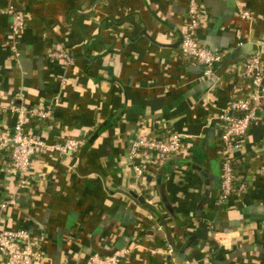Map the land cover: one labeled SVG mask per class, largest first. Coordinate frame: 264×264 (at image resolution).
Returning <instances> with one entry per match:
<instances>
[{"label": "crops", "instance_id": "1", "mask_svg": "<svg viewBox=\"0 0 264 264\" xmlns=\"http://www.w3.org/2000/svg\"><path fill=\"white\" fill-rule=\"evenodd\" d=\"M7 2L0 0V105L51 107L54 122L35 121L38 134L49 145L68 137L84 145L72 156L38 153L21 194L9 151L0 149V229L44 235L41 264H88L94 253L130 247L123 264H264V119L235 154L246 194L217 204L220 116L246 90L233 66L258 52L264 58V0H201L207 19L198 38L224 55L211 77L181 56L188 0H18L28 15L19 57L6 48ZM241 7L253 22L238 17ZM51 47L68 51L75 66L50 61ZM15 122L0 113V143L14 136ZM173 132L185 136L184 156L150 165L138 182L136 139ZM167 245L173 261L161 254Z\"/></svg>", "mask_w": 264, "mask_h": 264}, {"label": "built area", "instance_id": "2", "mask_svg": "<svg viewBox=\"0 0 264 264\" xmlns=\"http://www.w3.org/2000/svg\"><path fill=\"white\" fill-rule=\"evenodd\" d=\"M8 0L1 13L11 20V27L6 39V48L14 56L20 55V35L26 29L28 15L18 9L15 2ZM238 17L245 22H253L255 14L250 9L240 8ZM207 19V13L201 5V0H188L187 20L180 44L181 56L184 59L195 60L206 68L205 76H214L215 71L223 64L224 55L213 52L199 40L198 30ZM47 58L53 63H62L66 68L75 66L70 53L61 48L51 47L47 50ZM246 87L242 96L233 98L222 110L220 116V139L222 147L219 152L222 173L221 187L217 200L218 206L229 202H238L247 192L246 184L236 172L235 154L241 148V141L252 126L264 119V58L256 53L242 65L233 66ZM62 85L66 82L63 80ZM8 110L16 118L15 134L5 138L0 143V149H6L10 154V165L13 169L18 193L27 191L30 185L31 167L35 156L44 150L57 155L72 156L77 153L84 141L68 137L59 143L49 145L42 133L38 134L39 126L35 121L54 122L55 112L51 107L30 106L17 104L13 100L7 107L0 105V113ZM58 124L51 129H58ZM184 135L173 132L166 138L143 136L136 139L131 150V159L136 162L134 171L136 180L140 182L153 167L163 168L169 161L181 158L185 154ZM151 156L154 160L148 164ZM153 166V167H150ZM157 170V169H156ZM8 203H3L6 208ZM212 228V227H211ZM44 235L35 237L29 231L0 229V256L3 264H41L45 260ZM136 247L115 250L111 254L94 253L89 256L88 264H123L129 260ZM160 252V251H159ZM153 253H157L156 250ZM175 248L167 245L161 252L163 257L174 260ZM182 264H197L194 259L185 260Z\"/></svg>", "mask_w": 264, "mask_h": 264}, {"label": "water", "instance_id": "3", "mask_svg": "<svg viewBox=\"0 0 264 264\" xmlns=\"http://www.w3.org/2000/svg\"><path fill=\"white\" fill-rule=\"evenodd\" d=\"M197 236L203 240V241H206L207 240V236H208V233L206 230H203V229H199L197 231Z\"/></svg>", "mask_w": 264, "mask_h": 264}]
</instances>
